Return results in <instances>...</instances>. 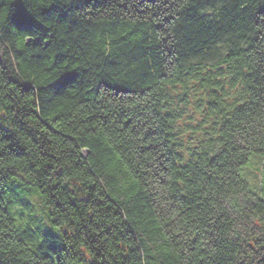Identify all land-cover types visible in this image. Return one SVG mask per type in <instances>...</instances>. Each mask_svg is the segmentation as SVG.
Instances as JSON below:
<instances>
[{"label": "trees", "instance_id": "trees-1", "mask_svg": "<svg viewBox=\"0 0 264 264\" xmlns=\"http://www.w3.org/2000/svg\"><path fill=\"white\" fill-rule=\"evenodd\" d=\"M40 2L0 0V264H264V0Z\"/></svg>", "mask_w": 264, "mask_h": 264}, {"label": "rangeland", "instance_id": "rangeland-1", "mask_svg": "<svg viewBox=\"0 0 264 264\" xmlns=\"http://www.w3.org/2000/svg\"><path fill=\"white\" fill-rule=\"evenodd\" d=\"M257 158L258 157L251 155L249 161L241 167L240 173L243 179L247 182L248 186L254 192L263 194L264 188H262V186H264V157ZM262 196L264 197V194ZM32 201L35 204L38 201L35 195H33Z\"/></svg>", "mask_w": 264, "mask_h": 264}, {"label": "snow or ice", "instance_id": "snow-or-ice-1", "mask_svg": "<svg viewBox=\"0 0 264 264\" xmlns=\"http://www.w3.org/2000/svg\"><path fill=\"white\" fill-rule=\"evenodd\" d=\"M39 7H44V3H43V0H41L40 4H39ZM37 15H39V13H37ZM4 18H0V26H2L4 24ZM28 39L32 38V37H26Z\"/></svg>", "mask_w": 264, "mask_h": 264}]
</instances>
